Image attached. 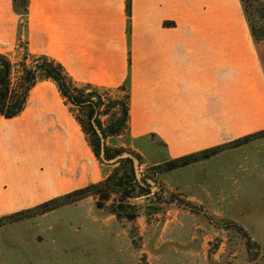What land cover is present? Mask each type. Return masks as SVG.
<instances>
[{
  "label": "crops",
  "instance_id": "0c3cea01",
  "mask_svg": "<svg viewBox=\"0 0 264 264\" xmlns=\"http://www.w3.org/2000/svg\"><path fill=\"white\" fill-rule=\"evenodd\" d=\"M22 17L29 55L56 61L79 85H126L129 136H154L168 158L264 130V39L255 40L242 0H131L130 12L127 0H29L22 12L0 0V54L15 50ZM100 178L52 79L33 85L18 116L0 113V219ZM46 216L0 226V264H54L39 248L51 238L41 226L14 230ZM17 239L28 247L12 254Z\"/></svg>",
  "mask_w": 264,
  "mask_h": 264
},
{
  "label": "rangeland",
  "instance_id": "374dc122",
  "mask_svg": "<svg viewBox=\"0 0 264 264\" xmlns=\"http://www.w3.org/2000/svg\"><path fill=\"white\" fill-rule=\"evenodd\" d=\"M22 5L23 0H19L21 12ZM243 6L253 28H264V6L257 0H244ZM25 28L22 17L17 46L6 55L12 62L15 90L22 86L24 71L37 70L44 59L27 53ZM44 74L37 72L36 83L52 79ZM67 77L78 88L76 96L94 102L93 107L76 105L63 95L87 142L98 151L94 154L101 178L95 183L100 185L82 195L22 211L18 220L7 218L0 226L47 214L40 224L25 229L16 226L14 230L34 232L41 226L51 238L38 246L50 250L47 258L55 257L54 264H264V133L185 167L167 169L175 158L167 157L157 138L134 140L129 136L124 122L125 103L129 101L126 85L105 89L79 85ZM93 124L104 134L107 158L122 152L134 154L140 179L146 185L139 182L132 160H101L100 137ZM108 176L111 179L105 183ZM126 179L133 182L125 183L124 189L117 182ZM106 193L109 198L103 199ZM28 242L15 240L12 254L17 248L28 247Z\"/></svg>",
  "mask_w": 264,
  "mask_h": 264
},
{
  "label": "trees",
  "instance_id": "16d2710c",
  "mask_svg": "<svg viewBox=\"0 0 264 264\" xmlns=\"http://www.w3.org/2000/svg\"><path fill=\"white\" fill-rule=\"evenodd\" d=\"M244 2V0H242ZM261 5L264 6V2L262 0H257ZM16 4H18L19 0H14ZM29 5V0H23V5L22 9L23 11H27ZM131 9V0H127V10L130 12ZM248 18V17H247ZM249 20V18H248ZM166 24H173L171 22H168ZM251 30L253 33V36L255 40H263L264 39V28H261L260 30L256 31L253 26L251 25ZM44 58L40 64H37V70H32L28 69L25 70L23 81H22V86L19 90H15L12 88V77H11V71H12V62L11 60L4 54H0V113L3 115L5 118H14L18 116L25 108L26 102H27V97L29 94L30 89L35 85L36 79H37V72L42 71L44 72L45 76L48 78H52L54 81L57 82L59 85V88L61 89V92L63 93L64 96L68 97L74 104L76 105H81V106H88V107H93L94 102H90V99H85L76 96V88L73 86L72 82L69 80L67 77L64 68L62 67L61 64L56 63L52 60H48L47 57H40ZM129 98V94H127V99ZM85 103V104H84ZM93 111V110H92ZM124 122L126 125H128V119H129V108H128V101L125 103V108H124ZM100 125V123L98 122ZM264 133V130L255 132L253 134L244 136L242 138H239L233 142L225 143L223 145H219L213 148L205 149L199 152L191 153L182 157H178L175 159H172L168 162L167 164V169H176L180 167H185L195 161H198L200 159H206L209 158L213 155H216L221 151L222 149L226 148L230 144H236L242 145L244 143H248L251 140L261 136ZM97 134V133H96ZM93 150L95 153L98 155V151L96 148L93 147ZM107 156L108 153H107ZM125 161L131 162L130 158L124 159ZM111 179V176H108L105 180V183L108 182ZM134 181H136L135 177L133 178ZM133 180H121L118 185L121 187H124V189H127L125 183L128 182L131 183ZM99 183H94L91 184L85 188L75 190L73 192H70L68 194L59 196L57 198H54L52 200H49L40 206H45L48 205L49 202L58 200L59 198L63 197H70V195H75V194H84L88 191H92L93 189H97L99 187ZM138 187L143 188L138 184ZM128 195L132 196V192H129ZM109 198V193H106L105 196H103V199H108ZM53 208H50L49 210H52ZM47 211V210H46ZM19 213L13 214L6 216L4 218L0 219L1 221H4V219H10L11 221H16L19 218ZM133 217V216H132Z\"/></svg>",
  "mask_w": 264,
  "mask_h": 264
},
{
  "label": "water",
  "instance_id": "95a60500",
  "mask_svg": "<svg viewBox=\"0 0 264 264\" xmlns=\"http://www.w3.org/2000/svg\"><path fill=\"white\" fill-rule=\"evenodd\" d=\"M93 128H94L95 132L97 133V135L100 137V142H101L100 158H101V160H103L106 163H113V162H116L119 159L130 158L132 160L133 164H134L135 173H136V176H137L139 182L142 185H146L147 183H143L141 181V179H140V173L138 172V164H139V162H138V159L136 158V156L134 154H132L131 152H122L121 154L117 155L116 157H114L112 159H108L107 156H106V153H105L104 143H103L104 134H103L101 129L96 124H93ZM148 182L152 183L149 180H148ZM150 187L152 189H155V185L154 184H152Z\"/></svg>",
  "mask_w": 264,
  "mask_h": 264
}]
</instances>
